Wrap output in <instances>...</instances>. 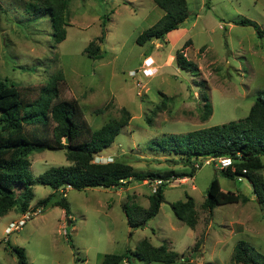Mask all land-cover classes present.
Listing matches in <instances>:
<instances>
[{
  "label": "rangeland",
  "instance_id": "1",
  "mask_svg": "<svg viewBox=\"0 0 264 264\" xmlns=\"http://www.w3.org/2000/svg\"><path fill=\"white\" fill-rule=\"evenodd\" d=\"M187 2L189 15L178 28L163 40L140 45L137 36L165 13L154 0H69L67 36L55 46L44 9L37 13L36 7L30 8V0H0V78L22 88L31 86L36 95L52 75L62 74L61 99L76 101L93 129L120 118L122 109H128L132 118L115 141L96 154L98 162L121 159L139 170L189 172L191 165L177 155L151 148L150 143L249 113L264 88V37L258 36L254 26L234 20L249 18L264 28V0ZM103 32L101 43L98 37ZM92 40L101 44V58L85 52ZM179 49L197 63L196 71L178 66ZM206 102L213 108L207 119ZM209 157L194 159L203 162L194 176L168 182L159 213L135 229L129 226L122 205L130 194L148 207V197L158 182L55 191L37 178L51 167L70 164L66 151L33 152L26 164L35 192L29 218L11 232L6 228L24 213L14 207L1 218L0 264H17L11 245L24 247L31 264H101L105 254L135 250L143 238L156 246L167 243L178 257L171 263L147 262L130 254L131 261L121 264H244L233 260L240 240L264 255V203L258 201L247 177L225 176L221 169L205 163ZM261 172L264 176V168ZM214 178L226 192H239L250 200L219 205L210 214L202 203ZM51 193L55 195L51 203L35 211V204ZM187 194L195 198L199 212L194 228L172 208L173 202L185 200ZM62 195L70 204L72 223L62 207L52 205Z\"/></svg>",
  "mask_w": 264,
  "mask_h": 264
},
{
  "label": "trees",
  "instance_id": "2",
  "mask_svg": "<svg viewBox=\"0 0 264 264\" xmlns=\"http://www.w3.org/2000/svg\"><path fill=\"white\" fill-rule=\"evenodd\" d=\"M163 10L164 15L151 27L141 32L136 42L144 45L151 40H163L169 32L181 25L189 15L187 0H154ZM69 0H30V8L40 13L42 9L49 14L55 46L67 36L66 9ZM36 5V6H35ZM234 22L251 25L259 37H264V28L249 18H238ZM105 33L98 38L103 43ZM190 43L188 40L185 45ZM89 57H102L101 44L92 40L85 48ZM176 61L180 68L196 71L198 65L191 61L183 49L177 50ZM62 74L52 75L47 83L37 88L32 95V87H19L14 82L0 78V220L17 207L20 213L31 210L35 197L34 177L26 168L27 157L35 151L45 149H64L70 164L54 166L39 175L37 181L57 191L66 188L87 189L94 187L127 188L133 182H158L149 195V206L145 207L134 201V195H127L123 203L127 222L130 227L142 228L160 211L164 201L165 186L168 182L183 177L194 176L198 167L194 162L198 156L231 157L233 165L222 172L230 178L247 177L254 186L258 201L264 203V88L258 94L249 113L238 120L190 131L186 134H171L153 140L150 147L162 152L177 155L188 165L190 171L139 170L131 163L115 159L98 162L96 154L108 148L126 126L132 115L126 108L122 116L112 119L98 129H93L83 117L76 101L61 99L60 78ZM207 98V97H206ZM212 104L205 103L204 117L212 115ZM150 122L151 120L148 119ZM69 139V143L65 140ZM54 194L39 200L33 207H46ZM248 196L239 192L224 191L218 178H214L208 188L202 207L210 214L219 205L247 203ZM65 210L66 218L72 223L71 209L67 196L52 202ZM38 208V209H37ZM175 215L190 227H196L199 212L196 200L186 195L185 200L172 203ZM10 250L17 257V264H31L26 249L11 245ZM255 248L245 240H240L233 254V260L244 264H264V255L254 252ZM147 262L171 263L178 253L167 243L154 245L148 238H143L135 250L125 253H107L101 264H121L131 261V255Z\"/></svg>",
  "mask_w": 264,
  "mask_h": 264
},
{
  "label": "built area",
  "instance_id": "3",
  "mask_svg": "<svg viewBox=\"0 0 264 264\" xmlns=\"http://www.w3.org/2000/svg\"><path fill=\"white\" fill-rule=\"evenodd\" d=\"M146 72V70H145ZM203 162L197 163V166H201ZM206 164H213L215 167H217L218 169H227L228 167L233 165V159L231 157H209L207 158V160L205 161ZM29 213L30 211L24 213L22 216L23 218L20 219L19 221H11V223L9 224V226L6 228L8 229V232H11L14 229H20L27 221V219L29 218Z\"/></svg>",
  "mask_w": 264,
  "mask_h": 264
},
{
  "label": "water",
  "instance_id": "4",
  "mask_svg": "<svg viewBox=\"0 0 264 264\" xmlns=\"http://www.w3.org/2000/svg\"><path fill=\"white\" fill-rule=\"evenodd\" d=\"M65 142H66V143H69V139H66Z\"/></svg>",
  "mask_w": 264,
  "mask_h": 264
},
{
  "label": "crops",
  "instance_id": "5",
  "mask_svg": "<svg viewBox=\"0 0 264 264\" xmlns=\"http://www.w3.org/2000/svg\"><path fill=\"white\" fill-rule=\"evenodd\" d=\"M225 191V190H224Z\"/></svg>",
  "mask_w": 264,
  "mask_h": 264
}]
</instances>
